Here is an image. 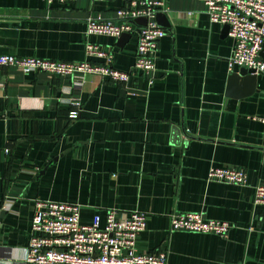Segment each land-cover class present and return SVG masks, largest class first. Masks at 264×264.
Returning <instances> with one entry per match:
<instances>
[{"label":"crops","instance_id":"0c3cea01","mask_svg":"<svg viewBox=\"0 0 264 264\" xmlns=\"http://www.w3.org/2000/svg\"><path fill=\"white\" fill-rule=\"evenodd\" d=\"M126 5L0 0V54L103 62L88 56L90 42L129 70L137 33L123 46L87 35L88 17L114 19ZM165 13L152 84L140 72L120 84L0 67V264H24L37 199L79 204L86 224L110 209L141 211L138 249L167 252L168 264H264V206L254 202L264 184V73L253 94L228 95L234 41L224 25L200 0H167ZM226 165L245 168L246 185L207 179ZM174 212L232 228L226 237L172 230Z\"/></svg>","mask_w":264,"mask_h":264},{"label":"built area","instance_id":"2783aa9c","mask_svg":"<svg viewBox=\"0 0 264 264\" xmlns=\"http://www.w3.org/2000/svg\"><path fill=\"white\" fill-rule=\"evenodd\" d=\"M51 3L55 0H46ZM62 3L74 0H58ZM207 7L211 22L227 25L234 41L229 70L241 67L264 70L261 52L264 46V0H200ZM127 5L117 11L114 19L100 15L87 19V35L102 34L120 38L125 33H137L136 58L131 69L121 70L113 66V55L97 44L88 42V56L102 58L103 62L89 60L63 61L40 57H19L0 54V67H12L25 73L48 72L56 77L96 74L116 83H127L140 72L154 81L156 53L159 41L167 31L161 27L156 15L166 11L167 0H126ZM146 17L147 23L139 25L135 20ZM71 103L81 106L80 98ZM79 109L70 113L79 116ZM209 181L246 185L248 174L239 166H211ZM255 204L264 206V184L257 185ZM110 209L103 218L95 214L90 223L81 220L79 204L37 199L31 225L29 245L24 264H168L164 251H141L137 247L139 235L147 228L145 213L133 210L122 212ZM172 230L228 236L232 224L227 220L206 218L201 213L174 212L170 217Z\"/></svg>","mask_w":264,"mask_h":264},{"label":"water","instance_id":"95a60500","mask_svg":"<svg viewBox=\"0 0 264 264\" xmlns=\"http://www.w3.org/2000/svg\"><path fill=\"white\" fill-rule=\"evenodd\" d=\"M156 20L161 27L163 28L170 27L169 26L170 24L167 21L166 13L164 12L157 13ZM135 22L138 23L139 25H145L147 23V18L139 17L135 20ZM224 27L226 32L229 33L230 31L229 26L225 25ZM131 35L132 33L123 34L119 38L118 45L123 46L124 44H126L130 39ZM261 54L264 60V46ZM260 73H264V70L257 73L255 69L241 67L237 71H232L228 83V92H227L228 95L232 97H241V96H249L253 94L255 91L258 90L257 80H258V74ZM242 87H244L242 92H238V90Z\"/></svg>","mask_w":264,"mask_h":264}]
</instances>
